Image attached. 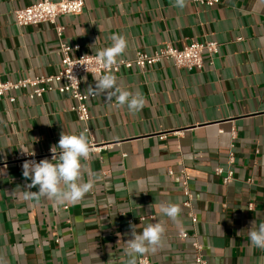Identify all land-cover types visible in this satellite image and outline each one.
<instances>
[{
    "label": "crops",
    "instance_id": "obj_1",
    "mask_svg": "<svg viewBox=\"0 0 264 264\" xmlns=\"http://www.w3.org/2000/svg\"><path fill=\"white\" fill-rule=\"evenodd\" d=\"M37 1L0 0L4 81L61 69L53 25L15 24L14 12ZM84 1L81 14L57 20L66 27L62 43L81 47L75 56L95 55L111 45L113 34L129 42L119 60L153 54L165 44L182 49L190 42H216L219 52L213 59L205 55L202 70L165 60L115 74L145 105L133 114L97 95L89 103V133L70 111L75 102L68 95L50 92L31 100L24 92L13 94L14 103L0 99V257L5 264H127L130 224L141 232L161 222L162 246L137 256V264L145 258L149 264H195V239L208 264H264V250L251 245L247 230L253 220L257 226L264 222V0H220L213 7L186 0L183 9L174 0ZM93 77L82 76L83 93ZM62 131L84 132L90 147L110 146L82 161V182L96 179L93 190L74 205L25 199L30 180L17 164L32 156L22 150L51 159ZM232 151L234 178L225 184L215 169H228ZM183 170L190 178L195 225L183 206ZM162 202L181 206L179 223L160 213ZM180 232L190 237L183 241Z\"/></svg>",
    "mask_w": 264,
    "mask_h": 264
},
{
    "label": "built area",
    "instance_id": "obj_2",
    "mask_svg": "<svg viewBox=\"0 0 264 264\" xmlns=\"http://www.w3.org/2000/svg\"><path fill=\"white\" fill-rule=\"evenodd\" d=\"M195 4L200 6L213 7L217 5L220 0H192ZM85 8L84 0H60L58 2L52 0H38L35 4L14 12L15 24L21 28L28 26H37L39 24H51L54 26L57 38L60 43L59 53L61 55L60 65L61 69L57 74L50 76H42L36 78H26L18 81H4L0 77V99H6L10 103H14L16 98L14 93H26L31 99H41L44 95L50 92H57L61 95H68L75 104L70 108L74 112L78 120L84 124L85 132L89 133L88 127L91 121L90 105L89 103L96 98V96H89L81 91L82 76L92 75L99 76L106 72H113L114 74L120 73L122 70L139 69L143 70L155 66L165 60L172 61L177 68L187 70H202L205 66V55L209 58L213 57L219 52V45L216 42H190L183 46L182 49H176L170 44H165L159 47L153 54L138 52L132 60H119L117 64L113 65L110 69L103 67L101 63L97 62L96 56L92 54H79L74 55L80 51L79 45L69 46L62 43V38L65 33L66 27L57 23L61 16L66 15H79ZM222 133V131H221ZM232 140L237 139V131L235 128L231 130ZM165 135L160 136L161 140H165ZM110 146H95L93 144L90 149V154H101L106 151ZM35 159V157L21 160L17 164V168L22 170V164L25 160ZM235 164L234 152L229 153L228 169L218 167L215 169V174L223 177L224 183H230L234 178L233 166ZM173 174L172 171L169 172ZM184 180L182 183V192L185 198L183 206L190 210L189 219L192 224L198 223L197 216L192 212L193 196L189 189L190 178L185 172L182 171ZM252 181H250L251 183ZM254 205H249V210H253ZM144 220V218L142 219ZM190 236L186 232H180L179 238L186 240ZM195 239L196 236H193ZM194 250L195 264H208L207 258L204 254V248L195 239L192 242ZM139 264H149L147 258L141 259Z\"/></svg>",
    "mask_w": 264,
    "mask_h": 264
},
{
    "label": "clouds",
    "instance_id": "obj_3",
    "mask_svg": "<svg viewBox=\"0 0 264 264\" xmlns=\"http://www.w3.org/2000/svg\"><path fill=\"white\" fill-rule=\"evenodd\" d=\"M174 4L183 9L186 6V0H174ZM109 39L111 40L110 46L95 51L97 62L106 69L117 64L118 58L124 54L129 43L127 38L121 34H113ZM93 80L94 85H89L86 89L87 95H103L109 102L115 99L118 106H126L133 114L143 109L144 97L123 89L113 72L94 76ZM22 152L32 157L36 155L32 150L30 154L25 150ZM50 152L51 159L44 158L39 162L29 159L23 162L22 175L26 180H30V183L26 185L28 192L25 193V199L50 200L57 205L65 203L74 205L83 201L96 183V179L92 177L82 182L84 168L82 161L87 160L91 152L86 134L62 131L58 144L52 145ZM33 188L37 190L32 191ZM159 211L173 222H180L182 208L178 203L162 202L159 204ZM130 228L131 238L126 241L127 246L124 249V255L128 257L127 264H137V256L149 251L154 252L158 246H162L166 231L163 223H148L141 232L136 231V225L130 224ZM247 230L251 245L264 250V222L257 226L256 220H253ZM0 264H5L2 257H0Z\"/></svg>",
    "mask_w": 264,
    "mask_h": 264
}]
</instances>
